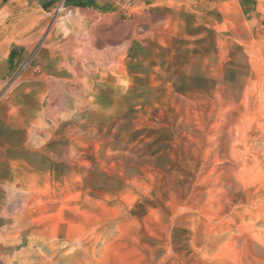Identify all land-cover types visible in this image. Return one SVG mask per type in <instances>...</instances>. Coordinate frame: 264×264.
Instances as JSON below:
<instances>
[{
    "label": "rangeland",
    "instance_id": "374dc122",
    "mask_svg": "<svg viewBox=\"0 0 264 264\" xmlns=\"http://www.w3.org/2000/svg\"><path fill=\"white\" fill-rule=\"evenodd\" d=\"M6 264H264V0H0Z\"/></svg>",
    "mask_w": 264,
    "mask_h": 264
},
{
    "label": "crops",
    "instance_id": "0c3cea01",
    "mask_svg": "<svg viewBox=\"0 0 264 264\" xmlns=\"http://www.w3.org/2000/svg\"><path fill=\"white\" fill-rule=\"evenodd\" d=\"M4 254V249L0 247V264H6L5 259L3 258Z\"/></svg>",
    "mask_w": 264,
    "mask_h": 264
}]
</instances>
